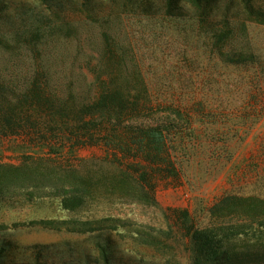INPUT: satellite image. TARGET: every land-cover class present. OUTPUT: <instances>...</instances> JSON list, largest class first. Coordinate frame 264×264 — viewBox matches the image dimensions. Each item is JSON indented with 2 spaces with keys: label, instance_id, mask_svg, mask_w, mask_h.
<instances>
[{
  "label": "rangeland",
  "instance_id": "1",
  "mask_svg": "<svg viewBox=\"0 0 264 264\" xmlns=\"http://www.w3.org/2000/svg\"><path fill=\"white\" fill-rule=\"evenodd\" d=\"M82 1L0 0V29L12 32L48 18L58 23V17H64L90 35L99 28L85 22L87 14L79 12ZM221 2V15L227 13L237 24L230 47L215 53L184 16L167 20L157 11L150 16L128 12L123 25L117 18L110 24L114 31L122 28L144 75L158 80L161 89L179 80L188 97L197 93L215 97L221 122L205 123L199 142L192 140L186 149H178L179 176L166 172L154 178L156 203L146 204L125 197L114 181L119 169L103 160L107 154L102 148L80 149L76 156L68 153L58 160L93 177L90 196L68 207L61 195L64 190L54 184L2 189L0 248L1 240L9 246L4 264H192L179 218L183 210L189 211L196 226L237 232L238 244L264 240V25L251 21L240 26L242 0ZM253 2L264 10V0ZM87 3L95 14H107L113 5L109 0ZM230 50L255 58L232 63L227 58ZM6 64L1 57L3 73ZM3 77L15 83L16 74ZM176 92L168 94L180 91ZM19 158L12 142L0 141L1 172L21 164ZM103 246L107 259L102 257Z\"/></svg>",
  "mask_w": 264,
  "mask_h": 264
},
{
  "label": "trees",
  "instance_id": "2",
  "mask_svg": "<svg viewBox=\"0 0 264 264\" xmlns=\"http://www.w3.org/2000/svg\"><path fill=\"white\" fill-rule=\"evenodd\" d=\"M109 1L113 5L107 14H95L87 0L82 1L79 12L87 14L85 22L99 28L90 35L64 17H58V23L38 19L12 32L0 29V59L7 61L5 72L0 71V141L12 142L21 160L9 171H0V191L54 184L64 190L66 206L82 204L90 196L93 177L60 161L68 153L76 156L80 149L100 147L107 154L103 160L117 165L114 181L125 197L155 204L154 178L166 172L179 176L178 149H186L192 140L199 142L205 123L221 122L215 97H188L183 81H170L163 90L158 80L147 79L122 28L114 31L110 24L117 18L123 25L128 12L150 16L157 11L167 20L184 16L215 53L230 47L237 24L227 13L221 15L222 0ZM2 12L0 7V18ZM242 14L240 26L251 21L264 25V10L253 0H242ZM87 43L94 47H85ZM249 56L255 58L243 50L227 54L236 64ZM5 73L16 74L15 83H9ZM172 90L180 92L168 94ZM179 218L192 264H264L261 237L251 245L238 244L237 232L196 226L189 211L183 210ZM1 244L4 264L9 246L2 240ZM101 248L107 259V249Z\"/></svg>",
  "mask_w": 264,
  "mask_h": 264
}]
</instances>
